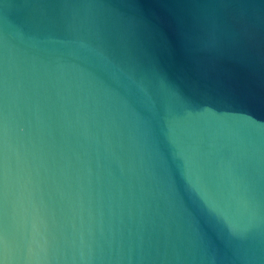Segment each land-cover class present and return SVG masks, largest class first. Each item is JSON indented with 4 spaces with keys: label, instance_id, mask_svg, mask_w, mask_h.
<instances>
[{
    "label": "water",
    "instance_id": "95a60500",
    "mask_svg": "<svg viewBox=\"0 0 264 264\" xmlns=\"http://www.w3.org/2000/svg\"><path fill=\"white\" fill-rule=\"evenodd\" d=\"M0 264H264V0H0Z\"/></svg>",
    "mask_w": 264,
    "mask_h": 264
}]
</instances>
